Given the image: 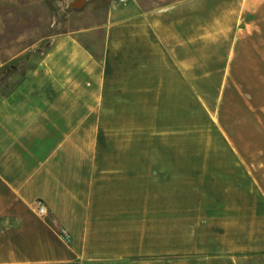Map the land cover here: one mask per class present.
<instances>
[{"label": "crops", "instance_id": "0c3cea01", "mask_svg": "<svg viewBox=\"0 0 264 264\" xmlns=\"http://www.w3.org/2000/svg\"><path fill=\"white\" fill-rule=\"evenodd\" d=\"M52 42L0 80V264H264V0H109ZM193 93L232 158L177 259L144 221V159L99 150L126 142L123 102L186 116Z\"/></svg>", "mask_w": 264, "mask_h": 264}, {"label": "rangeland", "instance_id": "374dc122", "mask_svg": "<svg viewBox=\"0 0 264 264\" xmlns=\"http://www.w3.org/2000/svg\"><path fill=\"white\" fill-rule=\"evenodd\" d=\"M70 1L0 0V62H5L0 67L2 87L8 89L12 83H18L51 47L56 35L100 22L109 0H87L81 9L69 8ZM194 96L193 93L186 116H171L170 113L180 111L172 110L168 102L160 103L157 116L151 114L157 102H123L122 106H127L123 109L129 113L126 142L122 147L99 150V155L104 151L110 156L144 159V221L158 225L148 231L159 235L160 247L167 240L176 242L177 259H182L185 250L195 251L199 247V236H195L194 230L199 229L200 214L194 209L203 199L206 204L207 200L216 199L212 195L215 188L204 191L208 195L201 199V187H211L216 169L222 167L216 165L217 159L232 158ZM202 172L212 175H205L209 181L199 180ZM152 207L158 212L149 211ZM206 240L209 247V238Z\"/></svg>", "mask_w": 264, "mask_h": 264}, {"label": "water", "instance_id": "95a60500", "mask_svg": "<svg viewBox=\"0 0 264 264\" xmlns=\"http://www.w3.org/2000/svg\"><path fill=\"white\" fill-rule=\"evenodd\" d=\"M84 5L83 0H74L70 3L69 7L70 8H81Z\"/></svg>", "mask_w": 264, "mask_h": 264}, {"label": "built area", "instance_id": "2783aa9c", "mask_svg": "<svg viewBox=\"0 0 264 264\" xmlns=\"http://www.w3.org/2000/svg\"><path fill=\"white\" fill-rule=\"evenodd\" d=\"M69 5H70V3H69ZM37 212H38V214H40L42 216L45 214V208L42 205H40L37 208Z\"/></svg>", "mask_w": 264, "mask_h": 264}]
</instances>
